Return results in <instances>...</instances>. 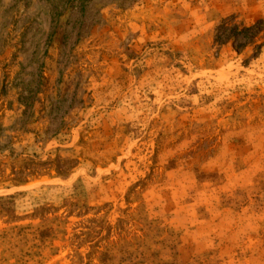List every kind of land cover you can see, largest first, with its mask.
Segmentation results:
<instances>
[{
    "label": "rangeland",
    "instance_id": "obj_1",
    "mask_svg": "<svg viewBox=\"0 0 264 264\" xmlns=\"http://www.w3.org/2000/svg\"><path fill=\"white\" fill-rule=\"evenodd\" d=\"M0 264H264V0H0Z\"/></svg>",
    "mask_w": 264,
    "mask_h": 264
},
{
    "label": "trees",
    "instance_id": "obj_2",
    "mask_svg": "<svg viewBox=\"0 0 264 264\" xmlns=\"http://www.w3.org/2000/svg\"><path fill=\"white\" fill-rule=\"evenodd\" d=\"M257 24H261V22H258ZM256 27V25L254 26H251V27H248V28H245L244 30L245 31H252L254 30V28ZM227 31L226 29V23H223L220 27H219V30H218V34L217 36L215 37V42L218 43V44H223L222 41L224 39L228 40V37L227 35L225 34ZM236 51H237V48L235 47L234 48ZM69 163V162H68ZM59 176H63L62 173H59ZM13 197V196H12ZM7 214V213H6Z\"/></svg>",
    "mask_w": 264,
    "mask_h": 264
}]
</instances>
